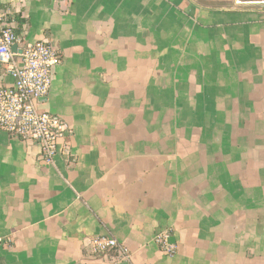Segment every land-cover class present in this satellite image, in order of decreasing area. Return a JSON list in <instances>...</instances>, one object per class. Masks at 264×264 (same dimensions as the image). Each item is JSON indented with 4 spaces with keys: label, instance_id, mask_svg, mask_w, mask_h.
<instances>
[{
    "label": "crops",
    "instance_id": "obj_1",
    "mask_svg": "<svg viewBox=\"0 0 264 264\" xmlns=\"http://www.w3.org/2000/svg\"><path fill=\"white\" fill-rule=\"evenodd\" d=\"M4 8L60 56L37 109L72 129L74 162L0 132V264H264V0ZM105 234L127 261L89 254Z\"/></svg>",
    "mask_w": 264,
    "mask_h": 264
},
{
    "label": "built area",
    "instance_id": "obj_2",
    "mask_svg": "<svg viewBox=\"0 0 264 264\" xmlns=\"http://www.w3.org/2000/svg\"><path fill=\"white\" fill-rule=\"evenodd\" d=\"M14 19L11 9L0 10V71L12 79L11 86L0 85V132L38 145L45 165H52L58 154L74 162L72 129L60 117L37 109L49 93L52 69L61 62L60 56L46 40L26 42L15 32ZM154 243L166 256L176 252L168 232L157 234ZM85 248L93 256L113 252L121 260L129 259V251L109 234L87 239Z\"/></svg>",
    "mask_w": 264,
    "mask_h": 264
},
{
    "label": "water",
    "instance_id": "obj_3",
    "mask_svg": "<svg viewBox=\"0 0 264 264\" xmlns=\"http://www.w3.org/2000/svg\"><path fill=\"white\" fill-rule=\"evenodd\" d=\"M46 100V98H43V99H41L40 101H45Z\"/></svg>",
    "mask_w": 264,
    "mask_h": 264
}]
</instances>
